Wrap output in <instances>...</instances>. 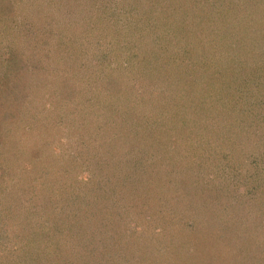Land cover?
I'll return each instance as SVG.
<instances>
[{
    "label": "rangeland",
    "instance_id": "obj_1",
    "mask_svg": "<svg viewBox=\"0 0 264 264\" xmlns=\"http://www.w3.org/2000/svg\"><path fill=\"white\" fill-rule=\"evenodd\" d=\"M192 1H169L166 9L176 18H165L166 23L160 25L167 32L176 28L169 44L174 50L179 41V58L195 62V71L188 75L199 90L187 88L184 96L169 91L163 100L158 98L164 90L162 83L168 76L174 80V72L168 68L172 59L158 57L162 46L155 47V57L151 51L147 58L139 53L143 48H138V39L141 41L148 20L144 19L148 6L143 0H0V100L12 94L17 83L15 75L23 58L15 59L14 52L29 47L32 61L37 62L36 68L32 65L26 72L29 87H20L28 94V103L20 106L19 113L0 107V264H29L32 253L41 258L40 264L50 263L47 251L34 247L28 239L33 234L44 240L62 238L56 230L67 231L66 226L81 242V246L74 243L76 254L70 255L66 264H146L139 252L132 256L123 249L126 242L120 248L116 238L121 240L125 230L131 241L138 237L158 239L157 230L168 231V250L161 248L155 253L165 255L158 259L167 264L175 260L183 263L181 254L171 249L177 243L171 237L187 246L185 253L195 254V264H264V227L257 225L258 220L264 221V206L257 208L260 201L254 202L255 209L243 206L248 201L238 192V174L248 168L250 157L224 149L216 155L221 166L215 167L217 160L209 162L207 172L203 164L208 158L204 157L184 176L183 188L188 191L183 194L178 190L177 177L168 178L164 180L172 187L164 184L162 189L179 186L177 190L161 193L164 205L158 208L151 199L158 193L152 185L158 170L174 162L176 147L190 144L183 131L195 135L212 128L213 114H207L205 124L200 122L202 115L194 112L197 104L207 106L210 101L204 99L211 97L217 101L214 107L223 111L227 104L237 103L241 94L232 95L239 92L238 79H213L211 72L232 70L233 74L235 67L241 68L239 72L244 70L242 61L238 64V49L245 43V29L251 22L258 25L262 21L256 0H204L212 7L206 9L205 2L200 3L206 13L204 20L200 11H194ZM242 10L240 22L241 14L237 15ZM222 49L232 58L231 63L219 55ZM215 59L220 60L219 67ZM253 64L247 79L251 87L260 85L264 78L260 64ZM254 68L260 74L254 81L259 79L260 83L250 79ZM111 74L114 78L108 80ZM69 86L73 92L65 93ZM46 164L62 168V177L53 178ZM192 165L188 161L186 168ZM122 179L134 182L122 187ZM105 180L108 189H128L135 184L136 192L123 194L113 203L114 209L101 202L95 215L79 211L81 219L75 228L80 217L71 209L94 208L96 197L84 194L90 189L94 194L93 189ZM101 194L99 201L104 199ZM199 196L201 201H209L206 208L197 200ZM107 209L111 217L114 211V224H97ZM174 220H180L176 227ZM23 244L28 252L20 256ZM178 247L179 252L184 249L183 245Z\"/></svg>",
    "mask_w": 264,
    "mask_h": 264
},
{
    "label": "trees",
    "instance_id": "obj_2",
    "mask_svg": "<svg viewBox=\"0 0 264 264\" xmlns=\"http://www.w3.org/2000/svg\"><path fill=\"white\" fill-rule=\"evenodd\" d=\"M169 1H171V0H143V3L146 2L147 6H148V10H147L148 12L145 13L144 19H146V20L148 19V20H147V24H145V26H147L146 31L144 32V35H141L142 36V38H140L141 41L138 39V48L139 47L143 48V50L139 53H142L144 58H147V55H149L150 51L154 54L153 57H155L156 53H157L156 49H158V47L160 48L162 46L161 55H159L158 57H160V58L163 57V60L169 59V58L172 59L170 67H168V68H171L170 70L174 72V74H173L174 76H172L174 78V80H171L170 76H168L167 77L168 81H166L165 84L162 83V85H164V90H163V93H161V92L158 93V98L163 99V100H165L164 98L166 96H168L170 93L172 95L176 91L179 92L181 94V96H184V95H186V94H184V91L187 88H191L190 91L191 90H194V91L199 90V85L197 83H195L194 81L192 82V79L189 76L190 73L193 72V70L195 71V68H196L195 62L190 60L189 58H187V59H180L179 58L180 56L178 54V51L181 48L179 41L176 43L173 42L175 45L174 47L176 49L173 50V48L170 46L171 39L176 35L175 34L176 28L174 29L173 32H172V29L170 30L168 28V30H170V31L167 32V31L163 30L162 29L163 26L160 25V22L162 24H165L167 19L169 20V17L176 18L172 12L171 13L168 12L170 10L166 9V6L169 3ZM184 1L188 4V0H184ZM256 1H257L256 11L258 12V14L260 13L259 15L262 16L261 17L262 21L258 25H255L254 22H251L250 27L245 29V31L248 32L246 39H245V43L241 48L238 49V55L241 58V59L238 58V64H239V62L242 61V64H243L242 68H244L245 71L242 70L241 72H239V69H241V68L236 69V67H235V71L233 74H232V70L227 73L225 71H219L218 72V70L213 69L214 71L211 72V76L213 77V79H217V78L226 79V80H229L232 82L233 81L236 82L238 79L237 87H238L239 92L236 94H233L232 96L238 97V95H240V94L241 95H240L239 99L236 100L237 103L235 105L231 106V105L227 104V106L225 107V109L223 111H221L222 109L220 111H218L219 109L214 107V104L217 101L215 99L212 100L211 97H209L210 99L209 98L204 99V101L205 100L210 101L209 104H206L207 106L200 107L199 105H201V104H199V105L197 104V106H199V107L196 106V108H195L196 110H194V112H198L200 115H202V117L199 118L200 122L205 124L207 114L208 113L213 114V117H211L212 118L211 119L212 124L210 125L212 128H207L205 130V132H202V133L198 132L192 128L194 131H196L195 135H191L190 133L187 134L186 132L183 131V133H185L186 135H189L188 143H190V144H186L185 146H183V148L176 147L177 150L174 149V151H175L174 158H173L174 162L170 163V165H168L164 169L163 168L159 169L157 172L158 173V179L153 181L152 185L156 186L158 188L157 189L158 193H153L152 194L153 197L151 198L154 200V204L156 203V206L157 205H159V206L164 205V202L161 199L160 194L161 193L164 194L165 191L171 192L173 190H177V187H179V186L181 189H178V190L183 191V194L185 193V191H188L186 189L187 187L183 188V185H184L183 183L185 180L184 176L186 174L192 172V170L190 171V169L193 166H194V168L196 166H198L197 162H200V160L202 158H204V157L208 158V162H204V164H203V170H205L206 172L208 169L207 164L209 162H214L217 160L215 167L221 166V163L219 161V159H221V158L217 159L216 155H219L218 152L220 153L221 151H224V149H227V152H229V153H232L233 151L236 150V152H238V155L240 157H243V156L244 157H246V156L250 157L249 160L247 159L248 162L246 163V167H248V168H246V170H244L242 175L238 174V192L243 196L244 199H247V201L249 202V203L248 202L247 203L241 202L243 204V206L246 205V207H247V205H251V207H252L251 209H255L256 208V205L254 203L255 201H256V203L258 201H260L262 203V204L259 203V205L257 206L258 209H261L264 206V83H262V80L264 82V78L261 80V83H260L259 79H256L254 81V77L258 75V71L254 68L255 69L254 70V76L251 77L250 79L255 83L259 82L260 85H258V86L255 85V86L251 87L249 85V81L247 80V79H249L251 70L253 69V67H251L252 66L251 63H253V62H254L253 66L258 67L259 66L258 64H260L259 72H260V70H262L261 74H263V76H264V1L263 2H262V0H256ZM204 2H205L204 0H193L191 2L193 4L194 11H196V10L200 11L199 15H200V19H202V20L205 19V17L202 15H205L206 13H204V11L200 9V3H204ZM211 6H212V3H211ZM205 8L210 9V10L212 9V7H209L207 5V1L205 2ZM213 9H214V7H213ZM244 10H242V13H240V11H239L238 15H237V16H239L241 14L240 15V20H241L240 22H242V20H243ZM165 13H168L169 16L165 15ZM246 13H247V9H246ZM199 15H198V17H199ZM246 16H248V15L246 14ZM165 18H167V19L165 20ZM162 19H164L165 21H162ZM191 20L197 21L194 17H191ZM248 23H250V22H248ZM239 31H240V29H239ZM15 35H16V30L14 31V36ZM210 37L213 38V33L210 35ZM159 40L160 41L164 40L165 43L159 42ZM238 41H239V35H238ZM242 44H243V41H242ZM199 46L203 47L204 45H203V43H201V45H199ZM221 46H222V48H224L223 44H221ZM26 47H28V46L26 45ZM155 47H156V49H155ZM141 48H139V49H141ZM219 49H220V47H219ZM29 51H31V48L28 47L27 50H23L21 53L17 52V51H16V53L14 52L15 59L23 58V62L19 66L20 71L19 72L17 71V75H15L16 77H18V79H17V83L15 82V87H14L12 94H10L9 96H4L2 98L3 100H0V107L2 109L12 110L14 108V109H17V113H19L20 106L23 103H25L26 101H27L26 104L28 103L29 96L25 92V90H20V87L22 89L29 87V83L31 81H29L28 73H26V72L30 71V68L32 65H33V68H36V65H37V62L32 61L33 58H32V56H30ZM239 52H240V54H239ZM31 53H32V51H31ZM164 54H165V56H164ZM219 55H221V57H226L227 60L231 63L232 58H230L229 56H226L227 54H225V51L223 53H220ZM160 58H159V60H160ZM219 58L220 57H218V59ZM218 59H215L217 67H219V64H220V60H218ZM152 60H155V58H153ZM129 61H133V59L130 57ZM160 61H162V60H160ZM163 65L165 66L167 64H163ZM246 68H248V69H246ZM17 69H18V67H17ZM203 72H205V71H203ZM248 73H249V75H248ZM231 74H232V77H231ZM237 74H238V76H237ZM111 75L108 77V80H112L114 78L113 74H111ZM208 77L210 78L209 80H212V78L210 76H208ZM257 77L260 78V74ZM6 80L9 81V80H12V78H10L9 76H6ZM65 83L68 84L67 82H65ZM114 83H116V82H114ZM216 83H218V82L216 81ZM170 84L172 86H170ZM199 84H200V82H199ZM68 90L70 92H73L70 89V86L68 88L66 87V90L64 92L66 93V91H68ZM133 90H136V86L133 88ZM169 91H170V93H169ZM215 91H217V90H215ZM215 91H211V92H215ZM67 95L69 96L70 94H67ZM164 95H166V96L164 97ZM203 96H205V93ZM229 97H231V96H229ZM254 99H256V100H254ZM203 108H204V110H203ZM215 113L218 114L217 117L214 115ZM9 114H11V113H9ZM183 129L186 131V126ZM181 130H182V128H181ZM0 140H1V137H0ZM166 141L167 140H165L162 144H164ZM239 159H241V158H239ZM188 161L193 164L191 167H189V169L186 168V163ZM49 162H51V161H49ZM46 167H48L49 172H52L51 176H54L53 178L62 177V176H60V174L62 172H64L62 170V168L58 167V168L52 169V168H50L49 164H46L45 168ZM211 172H215V170L211 171ZM174 177H177L180 180V185L177 187H173L172 190L162 189V187L166 186L164 184H168L167 180H164V179H168V178L172 179ZM133 182H134V180L130 182V181H126V179L125 180L122 179V181H119V184L122 185V187H123V185H126V184L131 185ZM108 187H109L108 181L106 182V180H105L100 185V188H94L93 189L94 194L90 193L92 191V189H90V192H89V190H87L85 192L84 195H87L88 197H90V196L96 197L95 201L92 200L93 206H95V207L92 208L91 210L90 209H84V207L80 206L78 209H75V207H74L73 209H71V211L75 210V212L78 213L79 217H80L79 211H81V210L84 211V213H81V214L87 215V213L91 212L95 215L96 214L95 212L100 209L99 205L101 206V204H100L101 202L108 203L114 209L113 203L116 204V202L120 201L122 199L121 196L123 194L125 195V193L132 192L134 190L136 192L135 184H133L128 189H117V188L112 189V187H110L108 189ZM167 187L170 188V187H172V185L168 184ZM100 191L102 193L101 194L102 197H104V199L101 201H99ZM171 195L175 198L177 197L176 195L170 194V196ZM198 195H201V194H198ZM201 198H202V196H199V197H197V200H200V203L206 208V206H207L206 203H208L209 201L204 200V199L201 201ZM184 201H185V198H184ZM184 201H182V202H184ZM189 201H190V199H189ZM214 204H216V203H214ZM159 206H157V208ZM105 212H108L107 215L106 216L103 215L102 217H98L100 221H98L97 224L104 225V226H106L107 223L114 224V211L112 213L113 218L110 215L109 209H107V211H105ZM262 216L264 217V212H263ZM90 217H92V216H89L88 219H90ZM80 219H81V217L77 218L75 220L76 224H74L73 226H76L77 224H79ZM179 222H180V220H174V222L172 223L173 227H176V225ZM172 225H171V227H172ZM257 225H259L260 227H262V226L264 227V221L258 220ZM117 226H119V225H117ZM75 228H77V226ZM66 230L67 231H64L63 229L62 230L61 229L56 230L59 235H62V238L53 237L51 239L44 240V239H37L39 237L38 236L36 237V234H33V237L29 236L30 238L28 239V241H30L31 245H33L34 247H38L39 249H41L44 252L47 251L46 255H48V257L50 258V263H48V264H56L60 261H65L63 264H66L67 262H69L66 260L69 259L70 255L76 254L77 250L73 246L74 243L77 242L78 246L79 245L81 246V242H78L79 239H75L71 235L69 226H66ZM154 230L155 231L157 230L156 227L154 228ZM157 231H158V233H156V234L160 235V238L156 239V237H152V238H150L149 241L144 240L142 238L139 239V237L137 239H134L133 241H131L129 239L130 235H129L127 230L122 232V234L120 236L121 240H119L117 238H116V240L120 243L119 244L120 248H123V246H124L123 243L126 242L127 246H126V248H123V249L125 251H128L132 256H134V254H136V252H139L142 255V258H140L142 260V263H146V264H167L166 262L164 263L163 261L160 260V259L164 258L165 255H157L155 253H157L161 248L162 249L166 248V250H168L167 247H169L168 244L170 243V241L167 242V238H169V236L166 235V233H169V232L164 231V230H162V231L157 230ZM105 232H106V229H105ZM171 240L173 241V243H174V241L177 242L173 246L174 248L171 247V249L176 251L177 255L181 254V258L183 260L182 264H195V262H194L195 258L193 259L195 254L190 255V254H188V252L185 253V251H187L188 248H187V246H185V244L180 243L181 241H179L178 238L173 239L171 237ZM129 243H131V245H128ZM178 245L179 246L183 245V247H184V249L181 252L177 251V250H179ZM21 248H22V251H21V253L18 252V254L20 256H24V253L28 252V251L26 252V250H28V246L23 244L21 246ZM66 250H68V251H66ZM78 251H81V250H78ZM167 252H170V251H166V253ZM32 254H33V257L32 256L29 257L30 259L28 260V263L29 264H34V263L40 264L41 258H39L38 256L37 257L39 259L35 258L34 253H32ZM43 254H41V255H43ZM20 256H19V261H22L23 259ZM34 258L36 260L31 262L30 260H33ZM44 258H45V255L42 256V259H44ZM158 258H160V259H158ZM26 259H28V257ZM155 259H157L158 261H155ZM174 264H177L176 260H175Z\"/></svg>",
    "mask_w": 264,
    "mask_h": 264
}]
</instances>
